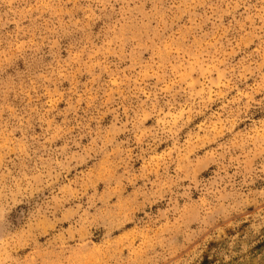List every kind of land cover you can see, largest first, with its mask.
<instances>
[{
	"label": "rangeland",
	"instance_id": "374dc122",
	"mask_svg": "<svg viewBox=\"0 0 264 264\" xmlns=\"http://www.w3.org/2000/svg\"><path fill=\"white\" fill-rule=\"evenodd\" d=\"M0 264H264V0H0Z\"/></svg>",
	"mask_w": 264,
	"mask_h": 264
}]
</instances>
